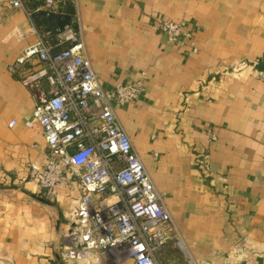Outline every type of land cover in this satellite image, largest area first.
Instances as JSON below:
<instances>
[{"label":"crops","instance_id":"crops-1","mask_svg":"<svg viewBox=\"0 0 264 264\" xmlns=\"http://www.w3.org/2000/svg\"><path fill=\"white\" fill-rule=\"evenodd\" d=\"M10 1L0 0V264H63L64 215L78 192L57 189L48 200L29 179V165L45 166L48 151L42 131L26 126L31 92L8 71L46 31ZM37 1L47 15L66 4L48 13ZM74 1L69 23L103 88L146 73L140 99L116 112L192 256L264 264V0ZM163 21L184 23L198 50L170 44Z\"/></svg>","mask_w":264,"mask_h":264},{"label":"built area","instance_id":"built-area-1","mask_svg":"<svg viewBox=\"0 0 264 264\" xmlns=\"http://www.w3.org/2000/svg\"><path fill=\"white\" fill-rule=\"evenodd\" d=\"M65 2L46 0L44 9L56 12ZM10 4L32 15L25 0ZM158 29L170 44L198 50L183 24L163 21ZM35 61L38 68L32 69ZM8 71L31 92L34 109L26 126L42 131L48 151L45 166L29 165V179L48 200L57 189L78 192L64 215L67 229L59 250L63 264H161L173 233L174 246L187 264H202L190 253L164 194L116 112V107L140 99L145 72L134 83L105 90L73 23L39 35ZM209 136L212 142L218 140L214 131ZM197 165L205 173L210 170L207 156H199ZM2 175L0 167V181Z\"/></svg>","mask_w":264,"mask_h":264},{"label":"trees","instance_id":"trees-1","mask_svg":"<svg viewBox=\"0 0 264 264\" xmlns=\"http://www.w3.org/2000/svg\"><path fill=\"white\" fill-rule=\"evenodd\" d=\"M27 8H29L30 12L33 13V17L35 20L39 21V26L45 27L42 30L46 32L55 33L56 31L62 29L66 24L69 23L70 19L74 14V8L72 5V0H66L65 6H63L60 11L56 14H49L36 12L35 3H38L37 0H25ZM55 41V40H54ZM263 65L260 66L261 69H264V60L262 62Z\"/></svg>","mask_w":264,"mask_h":264},{"label":"rangeland","instance_id":"rangeland-1","mask_svg":"<svg viewBox=\"0 0 264 264\" xmlns=\"http://www.w3.org/2000/svg\"><path fill=\"white\" fill-rule=\"evenodd\" d=\"M64 4H62V5H64ZM72 5H73V8H74V16H77V8H76L75 1L74 0L72 2ZM180 24H183L184 25V23H180ZM232 72L233 71L229 70L224 75H227L228 77L229 76H232ZM169 237L170 238H169V243L167 244V247H169L171 250H170L169 253H167L166 258L164 259V263L165 264H187V262H185L184 259L181 256L176 255L175 252L172 251V248L175 247L174 244H175L176 238H177L176 234H174V233L173 234H170Z\"/></svg>","mask_w":264,"mask_h":264},{"label":"bare ground","instance_id":"bare-ground-1","mask_svg":"<svg viewBox=\"0 0 264 264\" xmlns=\"http://www.w3.org/2000/svg\"><path fill=\"white\" fill-rule=\"evenodd\" d=\"M187 254H189V253H187Z\"/></svg>","mask_w":264,"mask_h":264}]
</instances>
